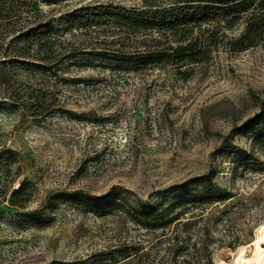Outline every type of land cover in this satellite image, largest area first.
Returning <instances> with one entry per match:
<instances>
[{
  "label": "rangeland",
  "instance_id": "rangeland-1",
  "mask_svg": "<svg viewBox=\"0 0 264 264\" xmlns=\"http://www.w3.org/2000/svg\"><path fill=\"white\" fill-rule=\"evenodd\" d=\"M202 3L0 0V264H110L120 249L115 264H220L222 248L234 264L228 248L264 222V31L235 47L246 13L217 6L181 41L106 8L204 16ZM190 42L209 60L178 48ZM123 202L156 208V225Z\"/></svg>",
  "mask_w": 264,
  "mask_h": 264
},
{
  "label": "trees",
  "instance_id": "trees-1",
  "mask_svg": "<svg viewBox=\"0 0 264 264\" xmlns=\"http://www.w3.org/2000/svg\"><path fill=\"white\" fill-rule=\"evenodd\" d=\"M203 3L200 5L201 8H204L205 15H176L172 16L168 14L166 9L160 10L159 13H155L154 15L150 16L149 12L146 10L142 11H136V10H128L121 6H113V7H106L108 11L119 13L120 15H123L126 17L129 21L132 23H135L137 25H144L145 27H151V26H158L160 28H165L172 30L174 35L178 36L180 40H185L188 37V34L190 32V28H188L190 23H194L195 26H201L203 23V20L208 19V17L213 13V11L217 8V6L221 7L220 9H224L227 13H234L238 14L241 12L246 13V17L244 19L245 26L243 31L239 34L238 37H235L231 40V43L235 47H241L245 46L251 43L252 38L255 34H257L260 31H264V0H260V6L261 9L259 12H254V1L255 0H202ZM104 9L102 6H92L87 7L84 9V11L87 14H96L98 15V12ZM72 18H70L71 20ZM234 22V18L228 20V26H231ZM170 49L172 47V44L169 46ZM181 51H185L188 54V58L192 61H207L211 57V51L212 49L208 45L201 46L198 48V45H194L193 42L188 43L187 45H180L178 47ZM9 49L5 51L3 62H13L18 64H24L26 61L19 59V58H11L9 54ZM19 57H25L23 54H20ZM46 59V58H44ZM39 65L44 66L46 64L40 63ZM181 74H186V71H180ZM26 183L23 181L20 183L18 187L14 189V195H20L24 194L26 190ZM73 195L78 194V199L85 203L86 205H89L90 207H99L101 209H105L108 205H111L112 207H117L119 204H117V197L113 198L111 200L112 204H109V202H103L98 201V198L96 196L94 197H80L79 192L71 193ZM65 195V194H64ZM63 197V196H62ZM76 199V198H71ZM142 205L145 207H148L149 202L144 201L142 202ZM122 211L127 214V216L136 222L139 225H145L147 227H150L152 225H156L153 217L156 213V208H152L149 212L140 210L139 208H136L132 204H129L128 202L122 203ZM165 214H168L170 212V208L164 209ZM120 254L118 256L114 255L111 258L110 264H115L119 262L122 257L128 258L131 254L128 251H124L122 254V249L119 250ZM123 255V256H122Z\"/></svg>",
  "mask_w": 264,
  "mask_h": 264
},
{
  "label": "bare ground",
  "instance_id": "bare-ground-1",
  "mask_svg": "<svg viewBox=\"0 0 264 264\" xmlns=\"http://www.w3.org/2000/svg\"><path fill=\"white\" fill-rule=\"evenodd\" d=\"M228 249L229 256L235 261L234 264H264V222L257 227L251 241L239 244L236 249L230 247ZM225 250L226 248H222L219 251L220 264H228L223 256Z\"/></svg>",
  "mask_w": 264,
  "mask_h": 264
}]
</instances>
